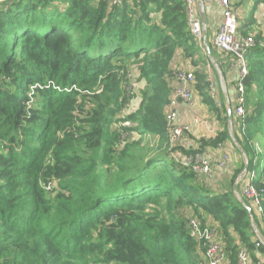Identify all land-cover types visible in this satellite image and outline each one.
<instances>
[{
    "label": "trees",
    "instance_id": "16d2710c",
    "mask_svg": "<svg viewBox=\"0 0 264 264\" xmlns=\"http://www.w3.org/2000/svg\"><path fill=\"white\" fill-rule=\"evenodd\" d=\"M231 4L246 10L240 36L256 41L244 133L237 102L232 123L264 209V33L255 32L264 0ZM199 46L186 0L0 3V264H203L187 209L218 227L230 264L243 247L256 259L251 217L233 192L243 166L215 192L167 148L172 70L186 69ZM132 98V125L119 133L114 123ZM210 104L217 136L199 139L198 149L179 146L178 156L230 140L226 107Z\"/></svg>",
    "mask_w": 264,
    "mask_h": 264
},
{
    "label": "built area",
    "instance_id": "2783aa9c",
    "mask_svg": "<svg viewBox=\"0 0 264 264\" xmlns=\"http://www.w3.org/2000/svg\"><path fill=\"white\" fill-rule=\"evenodd\" d=\"M10 0H0V3H4ZM124 0H109L112 6L121 5ZM187 1V14L189 20V30L194 38L202 43L204 39L203 22L196 14V5L198 0H186ZM222 10V23L220 24L216 35L214 37V46L219 51L229 56L231 60L227 64L229 68H236L239 72V77L236 81V102H237V117L243 122L242 128L244 131V119H245V86L244 80L248 75V62L247 54L255 46L254 36L242 37L239 34V21L238 14L232 8V0H212ZM264 48V42L262 43ZM171 80L174 84V89L171 94V100L167 112V136H168V150L171 155L177 159L184 167L192 171L196 178L201 181L212 180L215 177H219L223 174L224 170L231 163L230 154L224 150V144L219 143L217 148L221 150L220 157L213 159L206 152H198L187 155L180 159L175 151L177 147L183 145L188 135L194 133L193 127L199 126V120H195L194 125L180 124L178 122L177 106L179 102H183L192 106L194 104L193 85L195 83V73L191 69L174 68L171 74ZM44 87H53L59 90L58 86L53 83L46 84ZM41 88L36 85L32 88L31 96L34 91ZM210 97L215 101L217 106H221V103L216 99V92L213 85L209 88ZM33 103V99L30 104ZM131 100L124 104V108L117 116L115 121V130L122 133L124 127H130L132 124L129 121H124L123 116L126 114L130 107ZM216 129L211 130V138H215L217 133ZM123 139L127 138V133L122 134ZM254 175H251L242 188V195L255 210V213L261 217L262 224L264 225V209L262 206V193L258 191L252 184ZM45 192H51L49 185H42ZM186 226L195 240L202 241L205 244V254L208 264H227L228 253L226 246L219 240L217 235V229L213 226H205L195 218H190L186 222ZM260 242H256V246H260ZM237 264H251V253L249 249L243 247L238 252Z\"/></svg>",
    "mask_w": 264,
    "mask_h": 264
},
{
    "label": "crops",
    "instance_id": "0c3cea01",
    "mask_svg": "<svg viewBox=\"0 0 264 264\" xmlns=\"http://www.w3.org/2000/svg\"><path fill=\"white\" fill-rule=\"evenodd\" d=\"M245 11V9H240L237 12L239 19L240 14L241 18L245 17L243 15ZM196 14L201 18V20L202 14L205 15L207 26L206 37L204 34L203 42H199L200 46L194 60L192 61L189 59L184 64L187 66L186 69H191L195 73L198 72L201 80L199 81V78L195 76L197 81L193 85L194 104L190 106L183 102H179L176 108L178 113V122L180 124L194 125L195 120H199L200 122L199 126L193 127L194 133L192 135H188L183 143L187 150L191 148L198 149L200 145L199 139L201 138L210 140V133L212 129H216L215 133H218V130H220L221 126L218 121L217 113L214 111V107L210 104L211 101L215 103V101L210 97L209 88L211 85L215 88L216 99L221 104H224L228 111V107L232 109V105L235 106L236 103V81L239 77V72L236 68L231 69L226 63L223 64V61H226V58L214 46V37L220 24L222 23L221 8L212 0H204L203 2L198 1L196 5ZM248 18L249 15L246 16V19ZM255 19V21H257L255 25V32L264 33V9L256 12ZM208 48L210 49V52L208 51ZM229 126L230 123L228 122V127ZM223 144L224 150L230 154L232 160L226 169L228 170V176L236 169V162L239 159L235 154V150H233L235 145H232L230 140H227ZM204 150L205 151L203 152H206L207 155L213 159H218L220 157L221 150L218 148L207 146ZM246 182L247 178H245L243 184L240 186L241 189ZM211 190L215 192L219 191V187H212Z\"/></svg>",
    "mask_w": 264,
    "mask_h": 264
},
{
    "label": "rangeland",
    "instance_id": "374dc122",
    "mask_svg": "<svg viewBox=\"0 0 264 264\" xmlns=\"http://www.w3.org/2000/svg\"><path fill=\"white\" fill-rule=\"evenodd\" d=\"M244 16L246 15V11L244 12V14H243ZM240 19H243V18H241V14H240ZM240 19H238V21H240ZM249 36H252V35H249ZM255 37V36H254ZM140 93V92H139ZM137 101V98H132L131 99V103H130V107L128 108V110H127V112H126V114L123 116V118H124V121H127L125 118H126V116H127V113L129 112V110L133 107V105H134V103ZM223 105V104H222ZM229 122V121H228ZM113 128L115 129V123H114V126H113ZM228 129H230V131H231V133L229 134V136H230V141H231V143H232V145H235V148L233 149V150H235V154L237 155V157H238V161L236 162V169L235 170H233V172L232 173H230L229 175H231V176H227V171L228 170H224V172H223V174L222 175H220L219 177H215L214 179H212V180H208L207 182H210V187H216V186H218L219 187V191H221V190H223V189H225L227 186H229V184H230V182L232 181V179L234 178V176H235V173H236V170L240 167L241 168V166H243V169L239 172V174L237 175V178H236V180H235V182H234V185H233V192L235 191V196L239 199V198H243V200H244V202H245V199H244V197H243V195H242V189H241V185L243 184V181L245 180V178H246V174H247V167L246 166H248V158H247V155H246V153L244 152V150L242 149V147H241V145L239 144V142H238V140L236 139V136H235V132L236 131H234V125H233V123H232V126L230 125L229 127H228ZM243 133H244V131H243ZM223 143H225V142H223ZM211 147H215V148H217L216 146H213V145H210ZM238 148H237V147ZM167 148H168V146H167ZM178 148V147H177ZM186 157V156H185ZM182 158H184V157H180V159H182ZM234 187H236L235 188V190H234ZM243 188V187H242ZM245 206H248V207H251L250 205H248V204H246V202H245ZM252 208V207H251ZM253 209V208H252ZM253 211H254V214L256 215V213H255V210L253 209ZM182 217H183V219L184 220H186V222L188 221V219H190V218H195V219H197V220H199L200 221V223L203 225V227H205V226H207V225H209V226H213V227H215L216 229H217V235L219 236V240L221 241V242H223L222 241V233L221 232H219V229H218V227L217 226H215V225H213V224H208V223H206V222H203L202 220H200L199 218H197L195 215H194V211L192 210V209H187V210H185V211H183V213H182ZM251 223H252V230H253V232H254V234H255V237H254V241H255V243L256 242H260L261 244H260V246H256V248L258 249V250H256V251H258L259 253L258 254H256V252H255V250H253L252 252L253 253H255L256 254V259H254V258H251V264H264V252L263 251H261L259 248L260 247H264V235H263V233H262V231H264V225L263 224H261L262 225V228H261V230L259 229V226L256 224V222H255V220H254V216L252 215V217H251ZM196 242H197V251H198V253H199V258L201 259V261H203V264H208L207 263V260H206V254H205V244H204V242H202V241H198V240H196ZM249 251H250V249H249ZM250 253H251V251H250ZM228 264H230L229 262H228Z\"/></svg>",
    "mask_w": 264,
    "mask_h": 264
},
{
    "label": "water",
    "instance_id": "95a60500",
    "mask_svg": "<svg viewBox=\"0 0 264 264\" xmlns=\"http://www.w3.org/2000/svg\"><path fill=\"white\" fill-rule=\"evenodd\" d=\"M198 1L199 2H203L204 0H198ZM202 22H203V29L205 31L204 34H205V37H206L207 26H206V19H205V15L204 14H202ZM208 51L210 52V49L209 48H208ZM228 114H229V116H228L229 117V120L228 121H229L230 125L232 126L233 111H232V109L230 107H228ZM229 132L231 133L230 129H229ZM235 188L236 187H234V190H235ZM234 193H235V191H234ZM239 200L245 205V202H244L243 198H239ZM246 208H247V211H248L250 217H252V215H253V209L251 207H248V206H246Z\"/></svg>",
    "mask_w": 264,
    "mask_h": 264
}]
</instances>
